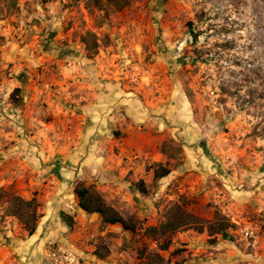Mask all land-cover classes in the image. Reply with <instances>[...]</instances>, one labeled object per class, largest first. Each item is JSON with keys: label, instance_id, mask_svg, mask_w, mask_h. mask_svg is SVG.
Here are the masks:
<instances>
[{"label": "rangeland", "instance_id": "1", "mask_svg": "<svg viewBox=\"0 0 264 264\" xmlns=\"http://www.w3.org/2000/svg\"><path fill=\"white\" fill-rule=\"evenodd\" d=\"M79 183L136 231L80 209ZM11 196L38 202L34 235ZM175 207L204 231L149 235ZM51 242L85 264H264V0H0V264Z\"/></svg>", "mask_w": 264, "mask_h": 264}, {"label": "trees", "instance_id": "2", "mask_svg": "<svg viewBox=\"0 0 264 264\" xmlns=\"http://www.w3.org/2000/svg\"><path fill=\"white\" fill-rule=\"evenodd\" d=\"M118 6L119 9L127 5V0H109ZM196 38H198L196 36ZM171 171L166 167H159L155 171V177L157 179H163L170 175ZM141 192H146L144 184L139 183ZM74 194L79 202V207L88 214H98L101 216L102 221L106 225H120L125 231L135 232L136 225L126 220L121 214H119L114 208L109 206L104 198L96 192L92 186H87L84 183L77 184ZM10 203L14 205L8 210L10 216L17 217L25 226L30 236L34 235L37 230L38 223V208L39 204L36 199L30 201L24 200L19 197L11 196L9 198ZM178 208H171L164 216L163 221L158 227H151L147 230L149 235L155 236L158 234L166 235L168 233L173 234L181 230L194 229L198 232L204 231V225L199 224L197 218L188 214L185 211L180 212V216L176 212ZM62 220L69 226L73 227V218L65 212L61 213ZM219 220L216 225L209 227V233L213 235H221L224 240H232L233 237L229 234V223Z\"/></svg>", "mask_w": 264, "mask_h": 264}, {"label": "built area", "instance_id": "3", "mask_svg": "<svg viewBox=\"0 0 264 264\" xmlns=\"http://www.w3.org/2000/svg\"><path fill=\"white\" fill-rule=\"evenodd\" d=\"M45 255L46 264H85L76 252L58 242H51Z\"/></svg>", "mask_w": 264, "mask_h": 264}, {"label": "water", "instance_id": "4", "mask_svg": "<svg viewBox=\"0 0 264 264\" xmlns=\"http://www.w3.org/2000/svg\"><path fill=\"white\" fill-rule=\"evenodd\" d=\"M45 258H46V255H45Z\"/></svg>", "mask_w": 264, "mask_h": 264}]
</instances>
